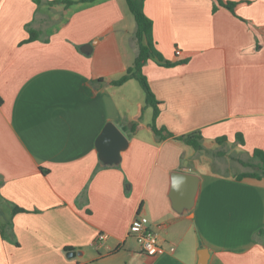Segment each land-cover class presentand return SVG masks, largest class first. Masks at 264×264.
<instances>
[{"label": "crops", "instance_id": "crops-1", "mask_svg": "<svg viewBox=\"0 0 264 264\" xmlns=\"http://www.w3.org/2000/svg\"><path fill=\"white\" fill-rule=\"evenodd\" d=\"M38 1L0 0V264H264V176L236 180L264 153V0H221L234 12L145 0L155 49L174 64L142 68L162 140L138 81L110 84L138 53L125 0ZM107 123L128 140L118 165H102L95 147ZM193 132L202 151L177 140ZM176 173L198 178L192 209L174 208ZM137 215L163 255L147 257L129 235Z\"/></svg>", "mask_w": 264, "mask_h": 264}, {"label": "trees", "instance_id": "trees-1", "mask_svg": "<svg viewBox=\"0 0 264 264\" xmlns=\"http://www.w3.org/2000/svg\"><path fill=\"white\" fill-rule=\"evenodd\" d=\"M35 3L39 2L38 0H34ZM96 0H56L53 3H63L66 6L72 5L74 3H92ZM218 5L223 6L230 12H234V7L237 5L234 2H226L223 3L221 0H215ZM127 8L129 12L132 14L135 24V40L138 45V53L134 60V63L131 67L126 69L125 74L118 80L112 81L110 84L114 87L121 86L125 82L130 79H135L138 81L141 86L144 95H145V106L152 108L153 117L151 122V130L158 140H162L164 138L163 132L165 129H158L155 124V120L160 112L161 103L156 99L153 92L149 88L148 82L144 74L142 73L143 66L149 61L152 60L157 64L163 67H171L174 64L164 61L161 54L155 49L153 38H152V21L145 15L144 13V3L145 0H125ZM36 40V32L30 31L29 38L25 43L32 42ZM2 100L0 98V104ZM135 124H131L129 127L130 131H134ZM166 136H172L169 133H166ZM238 136V135H237ZM177 140L184 142L186 145L190 146L193 150L199 152L202 151V136L199 132H193L186 135L179 136ZM220 141V139H217ZM241 144L243 141L240 139ZM253 158L257 161V164L254 165L253 172H245L237 175L236 180L241 181L243 179H257L260 180L264 176V153L260 150H254ZM19 212H23L22 209L14 206L12 207V213L16 214ZM9 225H6L2 228V234L4 235V230L8 228ZM262 232V229L259 233ZM67 251L70 249H66Z\"/></svg>", "mask_w": 264, "mask_h": 264}, {"label": "water", "instance_id": "water-1", "mask_svg": "<svg viewBox=\"0 0 264 264\" xmlns=\"http://www.w3.org/2000/svg\"><path fill=\"white\" fill-rule=\"evenodd\" d=\"M93 44L85 45L81 52L88 55ZM95 147L98 153L100 163L104 166L118 165L121 161V152L128 147V140L125 135L113 124L107 123L95 141ZM182 186H187V196L185 200L179 197ZM198 187V178L192 175L176 173L173 178L171 189V198L174 208L178 211L185 207L192 209Z\"/></svg>", "mask_w": 264, "mask_h": 264}, {"label": "built area", "instance_id": "built-area-1", "mask_svg": "<svg viewBox=\"0 0 264 264\" xmlns=\"http://www.w3.org/2000/svg\"><path fill=\"white\" fill-rule=\"evenodd\" d=\"M179 54L180 51H176V55ZM129 235L135 239L136 243L147 257L155 258L165 253L164 248L159 242L158 232L149 229L145 225V220L141 219L138 215L129 227ZM105 238V235H100L98 240H103ZM170 250L173 251V248Z\"/></svg>", "mask_w": 264, "mask_h": 264}, {"label": "rangeland", "instance_id": "rangeland-1", "mask_svg": "<svg viewBox=\"0 0 264 264\" xmlns=\"http://www.w3.org/2000/svg\"><path fill=\"white\" fill-rule=\"evenodd\" d=\"M206 147L209 148L210 146L209 145H206ZM238 152H239L238 149L236 150V149L232 148V153L231 154L233 155L234 153H238ZM224 160L227 161L230 166L227 167L226 169H224L222 171V174H227V175H230V176L234 175L236 173V171L238 170L237 169L238 166L236 164H234V163L231 162V157H229L228 154H227V156H225ZM205 168L209 172H214V170L212 169V166H211L210 163H206L205 164Z\"/></svg>", "mask_w": 264, "mask_h": 264}]
</instances>
